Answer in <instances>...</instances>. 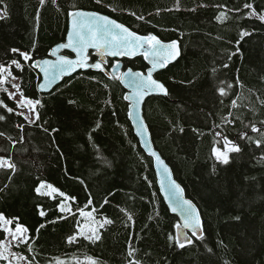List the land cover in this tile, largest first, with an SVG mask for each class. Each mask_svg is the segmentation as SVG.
Here are the masks:
<instances>
[{"label":"trees","instance_id":"16d2710c","mask_svg":"<svg viewBox=\"0 0 264 264\" xmlns=\"http://www.w3.org/2000/svg\"><path fill=\"white\" fill-rule=\"evenodd\" d=\"M245 3L264 12V0H179L178 7L177 0L0 3V13H7L0 19V64L10 66L26 97L43 105L37 108L41 119L35 125L0 107V115L6 116L0 121L6 134L0 137V156L16 164L14 173L0 169V212L19 217L32 237L33 251L21 246L15 248L19 253L33 264H88V257L97 264H264V144L255 143L264 136L251 130L253 124L264 129V22L249 17ZM76 9L109 15L143 35L180 42V57L157 74L168 96L149 97L144 109L155 147L201 211L203 241L193 238V245L180 249L168 240L179 219L159 191L153 160L134 133L119 80L105 72L80 71L50 93H39L41 76L31 65L65 40L68 14ZM221 11L229 17L223 23L216 19ZM243 31L250 35L241 38ZM11 48L29 52L33 59L24 61ZM90 56L96 59L92 52ZM12 59L20 60L23 71L10 64ZM114 61L109 58L108 70ZM123 64L135 70L148 67L142 56L125 58ZM221 87L227 95H220ZM237 96L239 107L234 108ZM0 100L18 109L7 91H0ZM17 124H24L23 132ZM245 132L251 141L239 139ZM20 136L23 143L13 147ZM224 136L242 147L241 153L231 154L229 165L219 164L213 155L214 148L224 150ZM41 182L65 196H40L35 188ZM63 201L71 212L59 210ZM93 209L98 220L113 221L100 228L102 239L96 243L77 235L81 212ZM73 236L76 240L69 243Z\"/></svg>","mask_w":264,"mask_h":264},{"label":"snow or ice","instance_id":"6c2138e0","mask_svg":"<svg viewBox=\"0 0 264 264\" xmlns=\"http://www.w3.org/2000/svg\"><path fill=\"white\" fill-rule=\"evenodd\" d=\"M46 0H40V4L43 5ZM55 2V0H53ZM0 3H3V0H0ZM97 5L103 3V0H95ZM179 5V0H177V7ZM206 7L207 5H201ZM6 7V6H5ZM75 7V6H74ZM216 7H224L222 5H217ZM245 9H248L249 17H256L260 21L264 22V12H258L252 3H245L243 5ZM116 8H112V11H116ZM171 11V9H169ZM195 11V9H192ZM231 11L239 12L240 9H232ZM71 17V29L67 33V42L58 45L53 51L52 55L56 56V59L53 60H39L35 61L31 65L33 68H38L41 73H43V83L38 84V88L41 90H46L57 80H62L66 76H71L73 73L77 72L78 69H87L94 68L100 72H106L104 67L105 61L104 57L112 56H135L138 53L143 56V58L152 65L148 69L147 74L145 75L142 72H133L131 69L120 76L116 75V72L113 71L110 73V77L113 80L127 81L129 85L133 88L131 95L124 96L125 100H129L132 103L134 109H137L143 102L144 98L153 93L163 94L167 96L168 89L166 86L157 79L153 78V72L155 70L166 68L170 63L175 61L180 56V49L177 41H171L169 43L163 42L154 34L148 35H139L135 31L130 30L129 27L125 26L122 23H118L115 19L110 18L107 15H102L97 11H84V10H74L68 14ZM132 16H135L138 20H143V16H137L135 12L131 13ZM6 11L0 13V19L6 18ZM38 19V17H37ZM218 21L223 23L229 19L227 12L221 11L220 14L216 17ZM250 35L249 32L243 31L241 33V38L244 36ZM61 49H71L75 53L76 58L72 59L68 55H58ZM89 49H95L101 56V60L89 63ZM10 51L14 54H18L23 58L24 61H30L33 59L32 55L29 52H22L18 48H11ZM232 55H235L233 53ZM231 57H229L230 59ZM11 65H14L16 69L23 71L24 65L20 60L12 59L10 62ZM117 67H119L117 65ZM224 67H228L227 64ZM215 72V69H213ZM9 77H12V80L15 81L16 77L12 75L10 71V66L0 64V85H4L9 82ZM128 78H131L130 80ZM11 87L16 89V92H8V96L11 99L16 98L18 93L20 99L16 101L17 108L21 109L17 111L13 107H9L3 100H0V107L6 109L7 113H15V115L23 117L24 121L28 125H35L37 121L41 119L40 112L37 110L38 107H43L40 100H34L28 98L24 95V92L19 83H11ZM229 88L232 85H228ZM243 87V85H241ZM0 91H7V89L0 88ZM219 93L221 96L227 95L225 88H219ZM236 99L232 100V107H239ZM70 104H74L75 101H69ZM264 103V101H261ZM231 116V113H229ZM6 119L5 115H0V121ZM227 123H233L232 120L225 118ZM261 124H264V121H261ZM41 126V125H37ZM21 132L24 130V124L15 125ZM42 127V126H41ZM100 127L99 122H97V128ZM138 134L141 137H144L147 134V126L144 124L141 119L137 125ZM252 132L260 133L261 136H264V129L258 128L255 124L252 125ZM43 131L49 132V129L44 128ZM52 132L58 131V129H52ZM183 131V129H181ZM6 134L0 131V137H4ZM221 135V133H217ZM248 138L249 141L252 140V137L248 136V133H242L239 139ZM9 140H12L11 136L7 137ZM23 136H20L19 141L13 140V147L17 142L23 143ZM91 139V135L89 136ZM224 139V150L220 148L213 149V155L216 161L222 165H229L231 162L232 153H241L242 147L240 144L229 140L227 136L223 137ZM257 147L264 144V139L255 140ZM147 145V140H145ZM150 154L155 157L158 170L161 172L162 176L167 177L168 185L165 186V180H161V189L165 191V197L168 199L173 212H178L182 223L175 225L176 234L173 236L169 234L168 240L171 241L175 246L180 249H184L188 245H193L195 240L189 237L188 232L183 230L187 229L191 231V236L195 237L196 240L203 241L205 239L203 235V225L200 218V213L193 203L192 200L186 199L184 196V188L181 187L176 180L172 179L171 169L164 163L160 155L151 149H149ZM0 169H8L13 173L16 170V164L11 160L10 157L0 156ZM147 179V178H145ZM81 183H83L81 181ZM42 189H47L42 191ZM3 189H0L2 191ZM35 191L40 196L54 197V194L58 193L60 196H65L63 192L53 187L51 184H46L41 182L38 187L35 188ZM66 199H75L74 197H66ZM91 203V200H89ZM104 204L108 203L107 198L103 201ZM59 210L61 212H71V208H66L63 203L59 205ZM95 211V209H93ZM125 211L126 210H123ZM85 215L92 224L97 225L95 228H89L88 225H85L77 235L82 236L84 239L89 240L92 243H96L102 239V235L99 231L100 228L105 227V225H110L113 223L111 219L104 218L102 222L95 220L92 217L91 212L81 213ZM41 217L46 215V212L41 209L39 211ZM128 220H132V215L127 213ZM158 216L159 213L157 212ZM236 220H240L239 216L235 217ZM19 217H7L3 212H0V235L3 236L0 239V261L6 262V264H33V261L29 257L22 255L17 252H13L12 249L19 248L21 246H27V251L31 252L33 249L30 246V241L32 237L29 235V229L25 225L19 223ZM41 228L44 227L43 224L40 225ZM39 229H37L38 231ZM76 236L69 237L68 242L72 243L76 240ZM221 243H223L221 241ZM209 252L212 249H208ZM135 252V249L130 250L128 255L132 256ZM57 264H64L63 261H58ZM88 264H97V261L92 257H88ZM130 264H139L138 261L131 262ZM227 264V262H226Z\"/></svg>","mask_w":264,"mask_h":264},{"label":"water","instance_id":"95a60500","mask_svg":"<svg viewBox=\"0 0 264 264\" xmlns=\"http://www.w3.org/2000/svg\"><path fill=\"white\" fill-rule=\"evenodd\" d=\"M76 10H77V9H76ZM80 10H84V9H80ZM72 11H74V10H72ZM72 11H70V12H72ZM84 11H93V10H84ZM70 12H69V13H70ZM101 14H102V15H106V14H103V13H101ZM107 16H109V15H107ZM109 17L112 18V19H115V18H113V17H111V16H109ZM115 20H116V19H115ZM116 21H117L118 23H121V22H119L118 20H116ZM122 24H123V23H122ZM124 25H125V24H124ZM125 26H126V25H125ZM127 27H128V26H127ZM70 29H71V17L69 16L68 31H70ZM130 30H132V29L130 28ZM68 31H67V33H68ZM132 31H134V30H132ZM136 33H137V32H136ZM137 34H139V33H137ZM139 35H142V34H139ZM154 35H155V34H154ZM156 36H157V35H156ZM157 37H158V36H157ZM158 38H160V37H158ZM161 40H162V39H161ZM162 41H163V40H162ZM173 41H177V42H178V46H179V49H180V55H181V47H180V43H179V41H178V40H173ZM66 42H67V34H66V38H65V40H64L63 42H60V43L54 45V46L50 49V51L48 52V56H47V57L42 58V59H37V60H35V61L45 60V59H47V60H53V61H54V60L56 59V56H53V55H52V51H53L58 45L63 44V43H66ZM163 42H165V43H169V42H171V41H163ZM90 51H93V52H94V55L97 56V60H96V61H99V60L102 59L101 56L99 55V53H98L95 49H89V53H90ZM65 52H70V53L72 54V56H69V55H68L70 58H72V59H75V58H76L75 53L72 52L71 49H61L60 52L58 53V55H67V54H65ZM89 56H90V55H89ZM137 56H142V55H140V54L138 53V54L135 55V56H127V55H124V56H116V57L108 56V57H104L103 59H104V61H105V64H107L108 58H116V59L119 60V62H118V63L113 67V69H112V72L115 71V72H116V75L119 74V76H120L121 74L126 73V72L128 71V69H131L134 73H135V72H142V73H144V74L146 75L148 69L151 68L152 65L149 63V61H147V60H145V59H144V60H145L146 63L148 64V68H147L145 71H143V70H135V69H133V68H131V67L124 68V66H123V62H122V59H123V58H129V59H131V58H135V57H137ZM179 57H180V56H179ZM179 57H178V58H179ZM178 58H177V59H178ZM177 59H176V60H177ZM176 60H175V61H176ZM35 61H34L33 63H35ZM175 61H173L172 63H174ZM94 62H95V61H94ZM89 63H93V62L91 61V57H90ZM172 63H170V64H172ZM105 64H104V67H105ZM170 64H169V65H170ZM117 65H118L119 67H117ZM169 65H168V66H169ZM168 66H167V67H168ZM167 67H166V68H167ZM166 68H163V69H159V68H158L157 70H155V71L153 72V78L159 80L160 82H162V83L164 84L163 81H161L160 79L157 78V74H158L160 71H162V70H164V69H166ZM37 69H38V68H37ZM105 69H106V68H105ZM88 70L99 71V70L94 69V68L78 69L77 72L73 73L71 76H73L74 74H76V73H78V72H80V71H88ZM38 72H39V74H40V76H41V79H40V81H39L38 84H41V83H43V73H41V72L39 71V69H38ZM106 73H107V75L110 74L107 70H106ZM71 76H66V77H64L62 80H57V81L54 82L52 85H50L49 88L46 89V90H41V89L38 88V91H39V93L42 94V95H43V94L50 93V92H51L56 86H58L60 83H62L64 79H66V78H68V77H71ZM128 79L130 80L131 78H128ZM119 81H120V80H119ZM120 83H121V85H122V86L125 88V90H126L125 96L131 95L132 92H133V88L129 85V83H128L127 81H120ZM164 85H165V84H164ZM165 86H166V85H165ZM166 88H167V86H166ZM167 89H168V88H167ZM151 96H164V95H163V94H159V93H153V94H150V95L146 96V97L144 98V102H143V103H142L137 109H134V108H133L131 101L126 100V102L128 103V114H129V120H130V122H131V125H132V128H133V130H134V133H135L136 137L138 138V141H139V143H140V146H141L142 149L145 151V153H146L148 156H150V157L152 158V160H153V167H154L155 174H156V178H157V184H158V187H159V191H160V193H161V195H162V197H163V199H164V201H165V204L167 205L169 211H170L172 214H174V215H176V216L178 217V219H179V223H182V220H181V218H180L179 213H178V212H173V211L171 210V207H172V206L170 205L168 199L165 197V191L161 189V180H162V179L165 180V186L167 187V185H168V179H167V177L162 176L161 172L158 170V166H157V163H156L155 157H153V156L150 154V151H149V149H151V150H153V151H156V152L160 155V157H161V159L164 161V163L169 167V169H171V172H172V177H171V178L174 179V180H176V182L179 183V184L181 185L182 188H184L183 185H182V184L177 180V178L175 177V174H174V171H173L171 165L167 162V160L164 158V156L161 154V152H160V151L155 147V145H154L153 138H152V132H151V130H150L149 124H148L147 119H146V117H145V109H144V107H145V103H146L147 99H148L149 97H151ZM167 96H168V95H167ZM167 96H164V97H167ZM141 119L143 120L144 124L147 126V130H148V131H147V134H146L144 137H141V136L138 134V130H137V125H138V123H139V121H140ZM145 140H147V145L145 144ZM184 196H185L186 199H190V198L187 196V194H186L185 188H184ZM190 200H192V199H190ZM192 201H193V200H192ZM193 203L196 205V207H197V209H198V211H199V213H200V218H201L202 225H203V235H204V234H205V233H204V221H203V218H202L201 211H200L198 205H197L194 201H193ZM176 231H177V230H176ZM183 231L188 232V235H189L190 238H192V239L195 238V237H192V236H191V231H190V230L185 229V230H183Z\"/></svg>","mask_w":264,"mask_h":264},{"label":"rangeland","instance_id":"374dc122","mask_svg":"<svg viewBox=\"0 0 264 264\" xmlns=\"http://www.w3.org/2000/svg\"><path fill=\"white\" fill-rule=\"evenodd\" d=\"M13 75V74H12ZM14 77H16L15 75H13ZM9 79V82L8 83H5L4 85H0V88H4V89H7V92H13V93H15L16 92V89H14V88H12L11 87V83H19L20 84V82H19V78L18 77H16V80L15 81H13L12 80V77H9L8 78ZM20 99V96H19V94L17 93L16 94V98L14 99L15 101H17V100H19ZM21 109H17V111H20ZM46 183V182H45ZM46 184H48V183H46ZM53 186V185H52ZM54 187V186H53ZM56 188V187H55ZM45 190H47V189H42V191H45ZM64 205H65V207L66 208H68V202H66V201H63L62 202ZM83 213H89V212H91V214H92V217H94L95 218V213H94V211L93 210H83L82 211ZM81 212V213H82ZM81 218H82V221H81V224H80V226H79V231L82 229V228H84L85 227V225H88V227L89 228H95V227H97V225H95V224H92L91 222H90V220L85 216V215H82L81 214ZM95 220H97V221H100V220H98L97 218H95ZM100 222H102V221H100ZM100 230V229H99ZM12 251L13 252H17V253H19L16 249H15V247L12 249ZM21 254V253H20ZM5 264H6V262H5Z\"/></svg>","mask_w":264,"mask_h":264}]
</instances>
